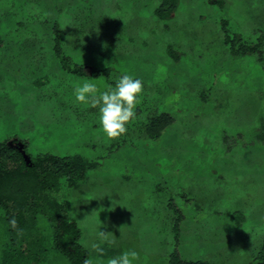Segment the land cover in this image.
I'll return each mask as SVG.
<instances>
[{
  "label": "rangeland",
  "instance_id": "1",
  "mask_svg": "<svg viewBox=\"0 0 264 264\" xmlns=\"http://www.w3.org/2000/svg\"><path fill=\"white\" fill-rule=\"evenodd\" d=\"M161 2L0 0V142L9 139L28 165L44 153L98 164L59 194L92 264L125 251L139 254L133 264H167L175 250L187 261L259 264L264 0H177L166 22L154 15ZM226 34L253 53L234 58ZM55 39L72 64L107 75L68 74ZM125 74L143 82L141 103L127 132L109 139L99 109L74 90L88 82L100 94ZM158 115L170 121L155 140L147 132ZM38 229L46 255L31 264H69L42 216ZM100 230L114 241L101 243L103 255L91 248ZM7 243L1 220L0 263Z\"/></svg>",
  "mask_w": 264,
  "mask_h": 264
},
{
  "label": "trees",
  "instance_id": "2",
  "mask_svg": "<svg viewBox=\"0 0 264 264\" xmlns=\"http://www.w3.org/2000/svg\"><path fill=\"white\" fill-rule=\"evenodd\" d=\"M154 15L162 22L170 19L177 7V0H162ZM166 6L165 10L162 7ZM55 57L68 74L78 78H96L105 76L108 70L86 71L83 65L72 64L70 58L60 51L58 39H55ZM225 45L231 55L239 58L251 54L253 48L238 45L239 37L224 36ZM262 57L258 62H262ZM157 109V108H156ZM170 121L167 115H158L151 119L148 128L149 137L157 140ZM257 140L264 141V126ZM9 140V139H8ZM5 140L0 142V221L4 220L8 229V243L3 251L0 264H31L41 262L46 255L45 242L38 229V218L44 217L53 230L54 249L66 258L69 264H83L87 252L80 243L81 231L66 214V205L59 198L61 185L68 188L82 182L89 171L98 168V164L83 156H55L38 154L28 165L20 151L8 146ZM26 152V151H25ZM15 217L22 234L12 229L9 220ZM180 219L174 225L175 240L178 239ZM106 253V252H104ZM108 254V253H106ZM256 261L264 264V237ZM167 264H208L203 261L184 260L175 250Z\"/></svg>",
  "mask_w": 264,
  "mask_h": 264
},
{
  "label": "clouds",
  "instance_id": "3",
  "mask_svg": "<svg viewBox=\"0 0 264 264\" xmlns=\"http://www.w3.org/2000/svg\"><path fill=\"white\" fill-rule=\"evenodd\" d=\"M143 91V82L130 75H122L114 88H109L100 94H97V86L93 83L85 82L82 86H77L74 90L75 98L78 102L87 104L91 108L99 109V122L104 134L109 139H117L127 132V125L136 117L135 109L140 100V94ZM12 229L22 234L18 228V222L13 216L9 220ZM113 235L110 231L98 232L99 243L93 242L91 248L103 255L101 243H114L110 237ZM139 258L136 251H125L117 257L110 258L107 264H133V261ZM83 264H92L90 259H85Z\"/></svg>",
  "mask_w": 264,
  "mask_h": 264
}]
</instances>
